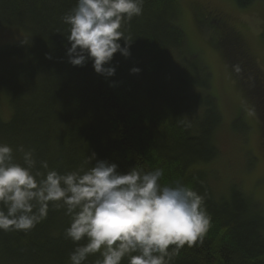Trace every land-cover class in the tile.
<instances>
[{
    "label": "trees",
    "instance_id": "1",
    "mask_svg": "<svg viewBox=\"0 0 264 264\" xmlns=\"http://www.w3.org/2000/svg\"><path fill=\"white\" fill-rule=\"evenodd\" d=\"M233 1L239 9L264 3ZM75 6L76 0H0V27L24 32L20 41L0 45V143L17 158L19 146L34 149L37 160L59 172L75 170L93 152L122 173L163 169L161 183L179 180L195 190L211 217L203 241L185 245L173 264H264L263 206L235 182L222 195L211 188L204 165L219 156L215 134L223 117L208 66L187 46L180 0H144L142 15L124 26L131 55L114 54L116 73L107 78L91 60L83 67L68 62L69 25L62 17ZM207 17L197 24L211 32L225 60L236 61L244 92L257 95L253 106L264 134V79L258 82L260 72L224 18ZM133 67L141 71L132 74ZM240 118L231 122L234 130ZM69 226L63 210L50 208L28 233L0 231V264H70L75 245L64 235Z\"/></svg>",
    "mask_w": 264,
    "mask_h": 264
},
{
    "label": "clouds",
    "instance_id": "2",
    "mask_svg": "<svg viewBox=\"0 0 264 264\" xmlns=\"http://www.w3.org/2000/svg\"><path fill=\"white\" fill-rule=\"evenodd\" d=\"M143 3L76 0L62 17L69 25L68 62L83 67L91 60L98 75L113 77L114 54L131 55L124 26L142 15ZM16 151L19 158L0 143V231L28 233L47 219L50 208L63 210L70 218L65 238L75 245L70 264H85L97 254L96 264H173L210 227L203 197L179 180L162 184L163 169L132 167L122 173L93 152L75 170L59 172L37 160L34 149L21 145Z\"/></svg>",
    "mask_w": 264,
    "mask_h": 264
},
{
    "label": "rangeland",
    "instance_id": "3",
    "mask_svg": "<svg viewBox=\"0 0 264 264\" xmlns=\"http://www.w3.org/2000/svg\"><path fill=\"white\" fill-rule=\"evenodd\" d=\"M180 6L181 25L187 37V46L208 66L211 90L223 117L215 134L219 156L204 165L211 173L212 191L217 195L225 194L229 184L235 182L264 208V134L260 129L259 112L253 106L257 95L248 96L244 92L234 72L236 61L225 60L216 40L211 38V32L197 24L198 17L203 23L210 19L207 17L210 15L223 17L228 27L239 35L244 54L260 72L261 77L257 80L263 83L264 3L257 1L239 9L233 0H180ZM23 36V30L18 27H0V45L18 42ZM219 39L223 42L226 38ZM1 108L5 118H8L6 104L3 103ZM237 116L241 118L237 121L238 128L234 130L231 122Z\"/></svg>",
    "mask_w": 264,
    "mask_h": 264
}]
</instances>
